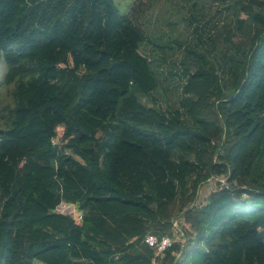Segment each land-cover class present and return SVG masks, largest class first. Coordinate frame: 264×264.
<instances>
[{"label":"trees","instance_id":"trees-1","mask_svg":"<svg viewBox=\"0 0 264 264\" xmlns=\"http://www.w3.org/2000/svg\"><path fill=\"white\" fill-rule=\"evenodd\" d=\"M232 1L248 51L226 27L234 53L219 68L183 47L196 70L184 64L180 106L161 111L143 101L159 87L140 53L151 3L0 0L13 86L0 110V264H152L144 238L174 236L176 219L194 241L183 264H264V0ZM179 245L158 264H177Z\"/></svg>","mask_w":264,"mask_h":264},{"label":"rangeland","instance_id":"rangeland-1","mask_svg":"<svg viewBox=\"0 0 264 264\" xmlns=\"http://www.w3.org/2000/svg\"><path fill=\"white\" fill-rule=\"evenodd\" d=\"M133 1L116 0V4L122 13H129ZM145 2L151 3L152 6L148 9L144 7L146 11L140 15V21L148 34V41L141 47L140 53L152 61L151 69L159 82V87L155 92L143 97L144 103L148 106L161 111L179 108L182 86L186 82L182 76L184 64L187 63L192 71L197 67L192 59H185L186 53L183 47H188L198 53H205L215 67L219 68L223 63V58L234 53L232 46L224 39L226 27L235 34L233 44H240L241 52L248 51L249 31L237 32L238 19H246L247 16L243 13L237 15L235 3L232 0H145ZM196 27L200 29L201 39L195 34ZM5 71L6 67L3 64L0 68V110L10 101L9 95L13 90V86L2 85ZM219 180L226 181V178L210 179L202 185L197 204L205 203ZM3 203L4 198L0 193V212ZM188 240L187 238H176V242L182 246L186 243L185 251L176 253L177 264L185 263V258H188L190 254L194 241L189 242ZM34 264L41 263L35 262Z\"/></svg>","mask_w":264,"mask_h":264},{"label":"built area","instance_id":"built-area-1","mask_svg":"<svg viewBox=\"0 0 264 264\" xmlns=\"http://www.w3.org/2000/svg\"><path fill=\"white\" fill-rule=\"evenodd\" d=\"M56 142V141H55ZM223 185H226V181L219 180ZM84 212H76L74 220L77 224H81L83 221ZM183 221L181 219H176L173 221V233L174 236H157L154 234H149L144 238V243L155 252V258L152 261V264H158L157 258H162L165 252L171 249L177 242L176 238L180 237L181 239L186 238L182 229ZM185 244L182 248L185 249ZM181 255V254H180Z\"/></svg>","mask_w":264,"mask_h":264}]
</instances>
